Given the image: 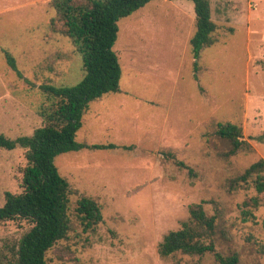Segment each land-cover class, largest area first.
I'll return each instance as SVG.
<instances>
[{"label": "rangeland", "instance_id": "obj_1", "mask_svg": "<svg viewBox=\"0 0 264 264\" xmlns=\"http://www.w3.org/2000/svg\"><path fill=\"white\" fill-rule=\"evenodd\" d=\"M51 1L0 0V133L11 139L42 125L40 85L72 87L82 79V55L51 29ZM209 1L219 30L197 74L189 44L196 17L191 0H153L119 21L113 50L122 66L121 92L91 103L76 140L134 148L55 158L78 193L70 203L73 230L48 253L47 264H218L211 254L158 253L164 236L180 229L189 207L201 202L224 230L219 251H237L240 264H264V193L255 219L246 221L242 203L255 189L230 191L231 179L264 159V0ZM226 121L242 125L254 153L225 157L228 146L215 130ZM25 155L20 147L0 149V206L5 192H23ZM80 196L101 206L103 222L95 232L82 231L75 213ZM30 228L21 219L0 223V248Z\"/></svg>", "mask_w": 264, "mask_h": 264}, {"label": "trees", "instance_id": "obj_2", "mask_svg": "<svg viewBox=\"0 0 264 264\" xmlns=\"http://www.w3.org/2000/svg\"><path fill=\"white\" fill-rule=\"evenodd\" d=\"M153 0H52L55 16L50 21L53 33L71 40L82 55L83 75L78 84L67 87L42 84L38 87L44 96L38 115L42 125L31 135L11 139L0 133V149L26 150L27 166L23 169V192H5L0 206V223L21 219L31 228L15 243L0 248V264H47L48 253L73 230L70 216L71 196L78 193L64 178L55 158L63 153L93 150H132L133 145L78 143L77 133L83 126V117L91 103L104 95L121 92L122 66L113 50L118 39V23ZM195 10V32L190 39L194 72L200 70L202 53L217 42L219 25L212 19L209 0H191ZM11 67L18 71L14 58L8 54ZM198 80V77L196 76ZM35 86V85H34ZM216 136L225 142L226 158L240 153L252 154L254 148L244 135L241 124L219 122ZM181 167L193 169L167 155ZM252 186L256 195L242 203L246 221L255 219V211L263 206L264 159L250 165L242 174L230 180V191ZM75 213L83 233L95 232L103 222L101 206L96 200L80 196ZM264 225V222H263ZM224 234L217 215H209L204 202L189 207V219L178 230L170 231L159 244L158 253L166 258L177 253L190 256L213 255L218 264H240L237 251L224 254L217 248V239ZM264 254V245L260 246Z\"/></svg>", "mask_w": 264, "mask_h": 264}, {"label": "crops", "instance_id": "obj_3", "mask_svg": "<svg viewBox=\"0 0 264 264\" xmlns=\"http://www.w3.org/2000/svg\"><path fill=\"white\" fill-rule=\"evenodd\" d=\"M193 15V14H192ZM194 18V17H193Z\"/></svg>", "mask_w": 264, "mask_h": 264}]
</instances>
